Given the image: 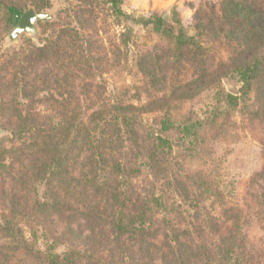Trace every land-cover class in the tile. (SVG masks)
<instances>
[{
  "label": "trees",
  "instance_id": "obj_1",
  "mask_svg": "<svg viewBox=\"0 0 264 264\" xmlns=\"http://www.w3.org/2000/svg\"><path fill=\"white\" fill-rule=\"evenodd\" d=\"M27 1L36 8L52 4ZM60 1L58 20L48 23L41 43L30 42L17 62L0 66V94L2 89L9 94L0 99V119H8L4 123L15 137L9 144L0 141V264L20 262L19 255L39 264L90 258L102 264L94 243L110 237L116 245L123 237L133 239L139 251L154 245L159 264H174L175 246L178 253L185 240L169 230L162 240L148 237L158 222L157 209H165L169 198L143 197L133 186L143 173L134 156L141 152L152 178H161L159 167L168 177L171 139L148 135L145 143L139 121L160 99L141 102L142 90L130 85L111 97L104 75L135 70L146 81L144 92L163 98L177 93L181 99L238 76L241 95L226 94L227 102L235 107L242 102V112L264 126V0H204L194 35L179 16L169 22L157 12L135 15L124 10V0ZM7 9L17 25L25 6L12 0ZM134 25L147 31L142 45ZM222 47L231 54L226 60L219 56ZM189 68L191 78L182 79ZM166 119L161 129L168 131L174 123ZM200 125L189 118L176 128L186 138ZM199 180L208 183L204 176L193 179ZM204 191L222 194L217 187ZM246 192L244 210L227 207L223 221L209 222L210 238L191 250L212 264H264V238L253 236L256 227L264 233V168L254 173Z\"/></svg>",
  "mask_w": 264,
  "mask_h": 264
},
{
  "label": "rangeland",
  "instance_id": "obj_2",
  "mask_svg": "<svg viewBox=\"0 0 264 264\" xmlns=\"http://www.w3.org/2000/svg\"><path fill=\"white\" fill-rule=\"evenodd\" d=\"M202 1L204 0H186L182 2L181 6L175 4L165 10L146 12L133 8L129 0H124L123 8L135 15L149 16L154 12L166 13V20L169 22L173 21L174 16H179L188 33L194 35L196 32L193 27L194 19ZM11 2L12 0H0V66H4V63L17 62L23 56L20 54L22 48L27 49L30 42L39 45L49 23H39L41 34L38 39L22 34L18 41L9 43L8 37L16 27L12 24L7 9ZM14 2L18 6L24 5L25 10L33 7L37 12L54 11L57 16L54 21L58 20L59 10L63 7V2L60 0H52V4L44 8H36L31 1L27 0H14ZM117 29L120 30L119 27ZM134 34L138 45H142L147 39V31L140 25H134ZM16 53H19L20 56ZM230 55V51L224 47L219 52V56L225 60ZM12 58L17 59L12 60ZM189 71L183 75L185 74L184 70L180 77L184 80L190 79L192 70ZM8 77L10 76L8 75ZM8 80L5 78L2 82L8 83ZM104 83L107 87V94L111 97L122 91L124 85H130L137 90L141 89L142 92L138 97L141 102H149L150 97L154 98V95H157L160 100L157 105L152 106V111L139 115V121L143 125L144 142L148 135L152 137L160 134L169 137L173 143L172 150L168 153L171 155L169 168L166 170L168 172L167 180L163 178L164 172L161 171V167L158 168L161 178H152L148 161L143 157L145 154L143 155L142 152L140 153L142 155L134 154L141 163L143 172L133 182V186L137 187L136 190L140 196L154 194L159 198L164 196L169 198L165 209L163 207L157 209L158 222L152 228L151 236L148 237L152 238L151 240L154 238L162 240L165 232L169 230V234L173 238L177 236L185 240L186 246L182 247L178 253L177 248L180 247L175 246L176 254L179 257L174 261V264H212L205 255H201L202 252L196 254L197 250H191V247L199 244L200 239L210 238L212 226L209 228V222L216 223L214 221H218V219L223 221L224 211L227 207H240L244 210V199H247L246 191L250 180L254 173L264 168L263 122L252 119L250 115L242 112V102L235 107L227 102L225 96L229 93L241 95L243 83L240 77L225 76L221 81L213 83L204 91L192 93L191 96L184 99L179 98L177 93L173 95L168 93L163 98V94L157 91L144 92L146 81L135 70L131 74L122 70L108 73L104 75ZM1 98L5 100L9 98V94H6L3 89L0 94ZM134 103L140 104L139 101H134ZM164 118H169L166 119L168 124L171 120L174 123V126L168 131L161 129V122ZM189 118L201 121V125L198 127L197 135L184 138L176 125ZM4 122L8 124V119H0V128L3 129L0 141L4 140L9 144L10 141H15V137L7 130ZM132 143H128L130 147H132ZM156 150L157 154H161L160 146ZM200 176H204V180L208 183L203 184L202 180H199L198 184L194 183V177L200 178ZM206 186H210L212 189L217 187L222 194L207 193L204 191ZM2 202L4 199L1 198V204ZM256 228L253 231V236H256L258 240L264 238V233L258 230V227ZM44 242L45 239L40 235L38 245L43 247ZM94 244L95 249L93 250H95L96 256H100L102 264H159L158 258H154L161 256L160 250L157 252L156 246H149L143 251H139L137 243L126 237L121 238L119 245L115 244L113 237L101 245ZM64 250L65 247L62 246L59 252ZM21 258L22 261L15 260L14 264H39L31 258L19 255L18 259ZM80 264H94V260L93 258L82 259Z\"/></svg>",
  "mask_w": 264,
  "mask_h": 264
},
{
  "label": "water",
  "instance_id": "obj_3",
  "mask_svg": "<svg viewBox=\"0 0 264 264\" xmlns=\"http://www.w3.org/2000/svg\"><path fill=\"white\" fill-rule=\"evenodd\" d=\"M163 15L165 18L167 17L166 13ZM56 17L57 16L54 11L37 12L35 8L30 7L24 11L16 27L10 33L8 42L13 43L18 41L22 34L30 35L34 39H38L41 34L39 23L54 21ZM2 132L3 129L0 128V134Z\"/></svg>",
  "mask_w": 264,
  "mask_h": 264
},
{
  "label": "crops",
  "instance_id": "obj_4",
  "mask_svg": "<svg viewBox=\"0 0 264 264\" xmlns=\"http://www.w3.org/2000/svg\"><path fill=\"white\" fill-rule=\"evenodd\" d=\"M184 1L186 0H129V3L133 5L135 9L153 12L165 10L175 4L181 6Z\"/></svg>",
  "mask_w": 264,
  "mask_h": 264
}]
</instances>
